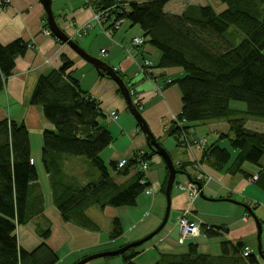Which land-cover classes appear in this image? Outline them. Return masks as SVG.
<instances>
[{
	"label": "trees",
	"instance_id": "1",
	"mask_svg": "<svg viewBox=\"0 0 264 264\" xmlns=\"http://www.w3.org/2000/svg\"><path fill=\"white\" fill-rule=\"evenodd\" d=\"M168 1L148 0L133 4L129 12L124 8H113L116 0H88L87 5L94 11L112 8L104 25L108 31L114 29L118 20L139 26L145 43L161 53L158 69L179 68L184 72L182 78L166 81V86L177 85L182 93V112L167 135L174 138L177 147H181L178 122L186 120L185 129L196 137L191 131L193 128L226 120L229 131L218 141L210 145L206 137L208 146L201 163L216 172L240 174L249 182L255 176H249L243 166H255L258 173L254 183L264 192V133L245 126V119L264 122V0H219L226 6L223 12L217 13L207 7L199 9L197 17L167 15L164 8ZM44 20L48 27L46 17ZM231 30L242 36L237 44L226 41ZM28 49L29 45L23 41L0 45V93L15 69V60L24 56ZM73 67L74 63L63 57L58 70L40 76L30 104L42 108L45 120L54 127L42 134L41 163L48 175L53 203L63 222L88 231H99L87 215L90 209L104 212L107 208L135 207L151 184L147 174L140 171L135 153L122 169H118L120 161L107 166L102 159L101 154L114 140L105 126L106 116L100 103L81 89L71 71ZM117 73L126 83L125 77ZM128 88L132 92L131 87ZM131 96L137 110L142 112L134 93ZM233 102L246 105L242 115L245 119L237 118L239 113L231 108ZM221 141H227L230 149L222 147ZM152 155L155 154L149 149L144 159L149 162ZM67 157L85 158L99 177L85 183L67 176L64 171ZM174 166L192 179L189 163L180 167L174 163ZM129 167L137 169L136 175L118 184L116 177H126ZM168 174L166 167L161 189L164 197ZM143 179L145 184L141 183ZM38 182L39 173L31 160V140L26 125L7 120L1 122L0 264H55L58 261L45 244L28 253L18 243V228L29 224L45 210ZM111 227L110 239L116 240L123 235L119 219H114ZM203 231L209 238L220 234V230L210 227H203ZM50 233L49 229L42 231L41 237L48 239ZM142 247L116 257H121L124 264H135L133 260ZM246 247L242 242L224 243L223 257H228L231 251L228 264H258L252 253L243 256ZM157 264H216V260L201 254L197 245L190 244L185 254L171 258L169 263L163 258Z\"/></svg>",
	"mask_w": 264,
	"mask_h": 264
},
{
	"label": "crops",
	"instance_id": "2",
	"mask_svg": "<svg viewBox=\"0 0 264 264\" xmlns=\"http://www.w3.org/2000/svg\"><path fill=\"white\" fill-rule=\"evenodd\" d=\"M87 1L53 0L52 9L58 25L88 54L107 63L125 77L126 83L134 92L135 102L140 104L141 114L149 129L168 151L173 163L177 167L189 163L184 149L177 147L174 138L167 136L173 121L182 112L183 103L179 87L166 86V81L182 78L184 72L179 68L158 69L161 53L150 44L145 43L141 48L133 46L134 37L144 36L139 26H132L124 20L118 30L108 31L106 26L95 23V12L87 5ZM123 1L125 12H129L131 5L143 4L148 0ZM207 7H212L217 13L226 9L219 0H169L164 11L171 16L188 14L197 17L198 10ZM45 17V9L39 0H8L6 8L0 9V45L7 46L16 41L29 45L27 53L15 60V69L5 81L4 90L0 93V123L6 120L23 123L29 130L31 160L38 169L39 191L45 201L44 212L27 224L30 227L18 228L19 246L32 253L45 244L57 256L58 261L55 264H76L93 254L119 250L138 242L161 225L166 211V198L161 194L166 178V165L162 159L151 157L146 178L155 192L152 195H142L135 207L107 208L104 212L90 209L87 215L99 227V231H88L63 222L53 203L48 175L41 163L42 134L46 130H54V127L45 120L42 108L30 104L40 76L58 70L62 66L63 57L74 63L71 70L74 78L78 80L84 92L100 103V108L106 116L105 126L114 140L101 154L106 164L128 160L137 151L147 153L149 147L137 122L125 115V111H129L128 106L123 96H120L115 82L102 76L95 67L89 66L91 64L69 46L59 43L53 36L46 35ZM126 23L127 28L124 27ZM241 39L242 36L231 30L226 41L237 44ZM145 60L152 63L153 73L143 72L142 65ZM231 108L239 113L237 118H244L242 115L245 107L231 105ZM112 111L118 112L117 121H112L109 117ZM245 126L251 131L264 133V122L245 119ZM191 131L196 138L206 136L211 145L229 131V124L226 120L209 122ZM224 142L227 141H221L219 144ZM198 158L202 159V156L199 155ZM66 161L72 160L64 159V171L68 176ZM202 166L200 171H205L211 179L203 182L199 197L192 202L188 193L181 192L176 186L173 188L169 221L157 236L143 245L140 254L133 260L135 264H157L163 258L169 263L171 258L185 254L190 244L197 245L200 253L216 260V264H228L232 253L230 251L228 257H223L222 244L234 245L238 242L250 248L258 264H261V259L264 261V192L240 174L216 172L205 164ZM243 168L249 176H257V167L245 164ZM136 173V168L129 167L128 175L116 177V181L123 184ZM198 174L191 172L192 179ZM179 176L182 178L177 179L176 176L175 185L185 184L191 178L187 174ZM227 199L248 204V207L254 209L263 226L260 240L257 223L249 211L242 205L228 202ZM172 215L174 217L171 221ZM184 215L195 229L193 238L184 239L181 235L178 219ZM116 218L121 222L123 235L113 240L109 238V234ZM203 227L218 229L220 234L209 238ZM48 229L50 236L43 239L41 232ZM259 243L263 257L258 252ZM241 259L243 260L242 257ZM87 264L124 262L121 257H110L96 259Z\"/></svg>",
	"mask_w": 264,
	"mask_h": 264
},
{
	"label": "water",
	"instance_id": "3",
	"mask_svg": "<svg viewBox=\"0 0 264 264\" xmlns=\"http://www.w3.org/2000/svg\"><path fill=\"white\" fill-rule=\"evenodd\" d=\"M39 1L41 2V4L43 5V7L45 9L47 25H48V28L51 31L52 35L56 39L61 41L62 43L69 46L76 54H78V56H80L87 63H89L93 67H95L97 69V71H101L102 76H106L109 79H111L113 82H115V84L118 86L119 90L121 91V94H122L124 100L126 101L129 112L136 119L137 124H138L141 132L146 136V140H147V144H148L149 149L152 150L155 155L162 158V160L165 162V165H166L168 172H169L168 179H167L166 186H165V198H166V202H167L166 214H165V217H164L161 225L154 232L149 234L144 239H142L138 242L129 244V245H127V246H125L119 250L95 254V255L89 256L87 258H84L83 260L77 262L76 264H87L93 260L100 259V258L120 256V255H123L124 253H126L130 249L140 247V246L144 245L145 243L149 242L150 240H152L155 236H157L164 229V227L166 226V224L168 223L169 218H170L171 207H172V190L174 187L175 178L179 174H184V172L178 171L175 168L173 160H172L170 154L168 153V151L165 148H163V146H161L159 144L157 139L152 134V132L149 129L146 121L144 120L141 112L139 110H137L135 103L132 100L131 91L129 90V88H128L127 84L125 83V81L123 80V78H121L119 76V74L117 73V71L114 68H112L111 66H109L107 63H105L102 60L95 58V57L91 56L90 54H88L84 49H82L73 39H71L61 29V27L58 25V23L56 21V18L54 16V12L52 9L53 0H39ZM197 186L201 190V185L197 184ZM201 197H203V194H201ZM227 201L230 203L242 205L249 211V214L252 216V218L257 223L258 240H260L262 230H263V226L259 222V220L257 219V217H256L255 213L252 211V209L249 208L247 205L237 203L231 199H227ZM258 252L263 257L260 243L258 246Z\"/></svg>",
	"mask_w": 264,
	"mask_h": 264
},
{
	"label": "built area",
	"instance_id": "4",
	"mask_svg": "<svg viewBox=\"0 0 264 264\" xmlns=\"http://www.w3.org/2000/svg\"><path fill=\"white\" fill-rule=\"evenodd\" d=\"M7 1L8 0H0V9L1 10H4L6 8ZM123 6H124L123 0H116L113 8H123ZM111 9L112 8L94 11L95 12V17H94L95 23H97L101 26L105 25L107 19L110 16V10ZM115 22L116 23H115L113 30H118L121 27L123 20H118ZM44 33L48 36H52V33L48 27L45 29ZM132 43H133V46L135 48H141L145 44V39H144V37H141V36L140 37H134L132 39ZM142 68H143V72H145V74H146V72H150V73L154 72V68H153L150 61L145 60L143 65H142ZM168 83H170V81H168ZM133 93L134 92H131V94H133ZM109 117L111 118L112 121H117L118 112L112 111L109 114ZM174 121H177V119H175ZM178 125L181 129V133L179 134L178 142H179V145L184 149L185 154L188 157L190 171L192 173L198 172L199 174L195 179H193V180L189 179L185 182V184H179V185H176V187L181 192L188 193L190 200L193 202L197 197H199V195L201 193L197 184H200V182H204L205 180L207 181V180L211 179V177L208 176L205 171H202V172L200 171V169L203 166L201 163V158H198V156L199 155L202 156L204 151L206 150V148L208 146V141H207L206 137L196 138L191 133H189L185 129V128H187V125H188V122H186V120H182V121L178 122ZM135 154L137 156V162L139 163L140 171L144 174H147V172L149 170V162H147L144 159L145 152L137 151V152H135ZM127 164H128V160H121L118 163V169L124 168ZM256 180H257V178L254 177L253 180H251L250 182L254 183ZM141 183L145 184L146 181L143 179L141 181ZM154 192L155 191H154L153 187H148L145 193L147 195H152V194H154ZM178 225H179L181 235L184 239L193 238L195 229L192 227L189 219L185 215L179 217ZM250 254H251L250 248L246 247L245 251L243 253V256L247 257Z\"/></svg>",
	"mask_w": 264,
	"mask_h": 264
},
{
	"label": "rangeland",
	"instance_id": "5",
	"mask_svg": "<svg viewBox=\"0 0 264 264\" xmlns=\"http://www.w3.org/2000/svg\"><path fill=\"white\" fill-rule=\"evenodd\" d=\"M127 26H128V23H126L125 24V26L124 27H126L127 28ZM78 41H80V40H78ZM263 54H264V51H263ZM89 66H91L92 67V65H89ZM95 70H97L96 68H95ZM98 72V71H97ZM108 78V77H107ZM109 79V78H108ZM120 96H122V94H120ZM126 102V101H125ZM232 105L233 106H236V107H239V106H242V107H245L246 108V105L244 104V103H239V102H233L232 103ZM125 115H127V116H130L131 118H134V117H132V115H131V113H129V111H125ZM134 121H135V123L137 122L136 121V119L134 118L133 119ZM260 122H262V121H260ZM260 126V125H259ZM202 137H206V136H202ZM200 138H201V136H200ZM210 143V142H209ZM222 147H225V148H228V149H230V146H229V144H228V142H224L223 144H222ZM178 150V149H177ZM172 155V157H174L173 156V154H171ZM103 157H104V155H103ZM152 157L153 158H156V159H162L161 157H159V156H157V155H152ZM67 159H69V160H72L71 162H67L66 161V163H65V167H66V172L68 173V175L69 176H72L73 178H75L76 180H78V181H80V182H85V181H94V180H96L98 177H99V174H98V172L96 171V170H94L92 167H91V165H90V163H89V161L88 160H86L85 158H71V157H67ZM152 163V162H151ZM107 166H109V164L107 163ZM179 178H182V176L180 177L179 175H177V179H179ZM175 186L176 185H174V187L173 188H175ZM144 196L146 195L145 193L143 194ZM142 198H144V197H142ZM167 208V202H166V207H165V209ZM95 209H97V208H95ZM165 214H166V211H165ZM164 217H165V215H164ZM164 217H163V219H164ZM173 217H174V215H172V217H171V221H172V219H173ZM28 225H24V226H22V227H26V228H29L30 226H28ZM56 228V227H55ZM150 242V241H149ZM148 242V243H149ZM147 244V243H146ZM104 253V252H103ZM256 253H257V251H256ZM99 254V253H98ZM93 255H95V254H93ZM92 256V255H91ZM261 258V257H260ZM261 264H264V261L261 259Z\"/></svg>",
	"mask_w": 264,
	"mask_h": 264
},
{
	"label": "bare ground",
	"instance_id": "6",
	"mask_svg": "<svg viewBox=\"0 0 264 264\" xmlns=\"http://www.w3.org/2000/svg\"><path fill=\"white\" fill-rule=\"evenodd\" d=\"M152 64V63H151Z\"/></svg>",
	"mask_w": 264,
	"mask_h": 264
}]
</instances>
